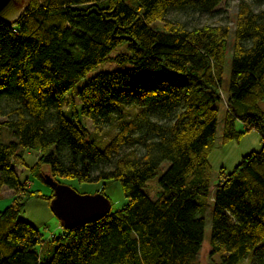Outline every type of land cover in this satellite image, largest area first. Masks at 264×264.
I'll use <instances>...</instances> for the list:
<instances>
[{
	"label": "trees",
	"instance_id": "1",
	"mask_svg": "<svg viewBox=\"0 0 264 264\" xmlns=\"http://www.w3.org/2000/svg\"><path fill=\"white\" fill-rule=\"evenodd\" d=\"M223 1L26 0L17 19L0 21V191L14 192L0 210V264H196L209 199L210 252L218 257L209 264H264V0H238L226 80L230 28L200 21ZM119 45L126 52L109 56ZM107 59L133 69L100 71L76 91L80 112L95 125L115 119V134L99 147L60 100ZM224 82L222 142L255 130L261 147L231 171L221 167L213 182L208 155ZM136 105L142 108L125 118L122 107ZM27 149L38 153L26 166L31 177L113 180L125 204L41 241L20 213L25 199L50 202L53 191L21 180L13 165H25Z\"/></svg>",
	"mask_w": 264,
	"mask_h": 264
},
{
	"label": "rangeland",
	"instance_id": "2",
	"mask_svg": "<svg viewBox=\"0 0 264 264\" xmlns=\"http://www.w3.org/2000/svg\"><path fill=\"white\" fill-rule=\"evenodd\" d=\"M237 3L238 0H224L220 5V12L214 16H202L200 18L201 22H207L211 24H227L230 28V34L228 37L227 43V58L225 63L224 70V79L226 80L229 73V60L232 52V28L234 25L236 12H237ZM167 17L169 18H179L182 20H190V24H195V16L193 19L186 15L185 13H171ZM121 52H126L125 45H119L116 47L109 56H114ZM133 67L130 63H118L114 59H107L99 63L97 66L92 68L89 72L86 73L84 77L81 78L80 82L72 89H70L60 100V106L62 111L68 116V118L74 120L75 123L80 124L86 127L90 134H92L96 140L99 142V147H104L108 142V139L113 136L116 132V122L114 117L109 119L105 124L95 125L89 117L82 115L80 112L81 101L76 93L78 88L82 86L90 77L95 75L100 71H112V70H121L125 72L132 71ZM221 101L218 104V116H217V125H216V136L215 144L213 149L208 155V160L212 169V181L215 182L217 175L221 167H223L225 172H229L233 169L235 164L240 160L241 156L245 153L258 150L261 147L260 135L255 130H250L245 132L240 139L230 140L226 143L222 142V129H223V118L226 110L228 109L227 102V93L225 89V82L221 90ZM264 108V104H261ZM137 107V108H136ZM136 107L131 106L127 108L123 106L122 109L128 113L125 115V118H130L136 112V110L141 109L142 107L136 105ZM123 111V112H124ZM236 128L238 130L242 129V125L239 121L236 122ZM10 139V135L7 131L3 132V140L7 141ZM24 163L19 161L14 162V168L19 174L21 180L25 181L29 179L31 182L30 189H38L40 193L49 195L53 191L49 183H42L35 177H31L26 166H31L36 159L38 158V153L35 150H25L24 151ZM162 169L167 166L166 162L162 163ZM43 173H48V168L43 167ZM156 179V178H155ZM150 180L148 182V190L150 197L154 198L156 192L159 190V187L156 183V180ZM55 181V180H54ZM56 182L61 185L69 186L74 189L77 193L81 195H96L104 193L109 198L111 203V209L121 208L126 199L123 197L121 188L116 181L107 180L102 181H93V182H78L75 178L68 177H57ZM104 187V188H103ZM7 190V189H6ZM0 197V210H2L6 205L11 202V196L7 191H2ZM51 202V201H50ZM50 202L45 198L38 196H31L24 200L23 209L20 213V218L32 223L37 227L41 233V241L48 240L53 235H58L62 231L63 225L58 220V218L53 214L50 208ZM212 201L209 199L207 201L206 209L203 212L205 220L204 236L203 241L196 258V264H209L211 260H217L218 257L214 254H211L209 236H210V223H211V212ZM41 242L37 245L39 253H41ZM52 250V245L48 242L43 249V253L46 255L50 254ZM248 259L246 258L243 261V264H248Z\"/></svg>",
	"mask_w": 264,
	"mask_h": 264
},
{
	"label": "water",
	"instance_id": "3",
	"mask_svg": "<svg viewBox=\"0 0 264 264\" xmlns=\"http://www.w3.org/2000/svg\"><path fill=\"white\" fill-rule=\"evenodd\" d=\"M26 0H0V21L17 19L24 11ZM53 189L50 208L64 227H74L96 220L111 209L109 199L102 193L81 195L69 186L46 178Z\"/></svg>",
	"mask_w": 264,
	"mask_h": 264
},
{
	"label": "crops",
	"instance_id": "4",
	"mask_svg": "<svg viewBox=\"0 0 264 264\" xmlns=\"http://www.w3.org/2000/svg\"><path fill=\"white\" fill-rule=\"evenodd\" d=\"M24 182L27 184V187H29L30 184H31V182L29 181V179L25 180ZM6 189H7V190H6ZM2 191H7V193H9V196H11V200H12V198L14 197V192H13V190L3 187V188L1 189V191H0V197H1V195H2V193H1ZM9 204H10V203H9ZM6 206H7V205H6Z\"/></svg>",
	"mask_w": 264,
	"mask_h": 264
}]
</instances>
